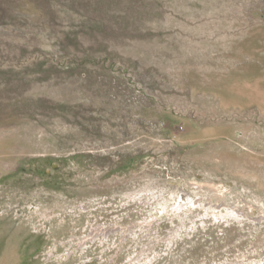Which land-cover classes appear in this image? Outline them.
Wrapping results in <instances>:
<instances>
[{
    "label": "rangeland",
    "instance_id": "obj_1",
    "mask_svg": "<svg viewBox=\"0 0 264 264\" xmlns=\"http://www.w3.org/2000/svg\"><path fill=\"white\" fill-rule=\"evenodd\" d=\"M0 264H264V0H0Z\"/></svg>",
    "mask_w": 264,
    "mask_h": 264
}]
</instances>
